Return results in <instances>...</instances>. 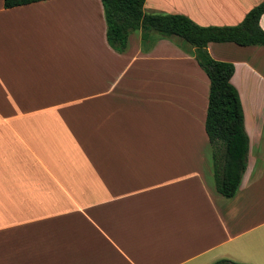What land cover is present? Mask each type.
I'll use <instances>...</instances> for the list:
<instances>
[{"label": "crops", "instance_id": "1", "mask_svg": "<svg viewBox=\"0 0 264 264\" xmlns=\"http://www.w3.org/2000/svg\"><path fill=\"white\" fill-rule=\"evenodd\" d=\"M92 1L82 15L98 1L93 39L82 30L72 41L57 6L82 0H0V264H264V89H243L264 85V50L224 59L207 45L235 66L249 138L227 199L215 189L209 80L193 49L135 31L117 53ZM263 1L146 0L144 12L235 26Z\"/></svg>", "mask_w": 264, "mask_h": 264}, {"label": "trees", "instance_id": "2", "mask_svg": "<svg viewBox=\"0 0 264 264\" xmlns=\"http://www.w3.org/2000/svg\"><path fill=\"white\" fill-rule=\"evenodd\" d=\"M46 0H3L5 9ZM106 23V41L117 53L128 49V37L140 31L142 41L153 34L181 41L193 49V57L209 80V95L204 123L211 152L215 189L227 199L233 198L247 168L249 138L244 128L242 103L231 79L235 66L214 60L209 43H231L237 47H263L264 30L259 22L264 14V1L253 7L235 26H200L182 14L144 12L146 0H100ZM213 264H242L219 260Z\"/></svg>", "mask_w": 264, "mask_h": 264}, {"label": "rangeland", "instance_id": "3", "mask_svg": "<svg viewBox=\"0 0 264 264\" xmlns=\"http://www.w3.org/2000/svg\"><path fill=\"white\" fill-rule=\"evenodd\" d=\"M85 1L87 2L90 0H82V2H74V4L75 3H78V4L84 3V4H81L82 5L81 7L85 8ZM87 3L89 4V2H87ZM72 5L73 4L69 2V3L63 4V5H58L57 7L59 8V10L64 11V10H66L64 8L69 9V8H71ZM89 5L91 6V8L89 9V12H92L93 1L90 2ZM99 6L100 5H99L98 1H96V12L93 15L87 14V13H85L84 15H78L76 13H73L74 15H66L64 13L66 11L63 12L64 15H63V13H61V15H63V17L66 16L63 18V22H64L63 25H64L65 30L68 33L67 37H69L73 41L78 37V34H79L78 32L84 30L85 31V41H92L91 39H93V37H91V34L93 32V23H91V17L94 15H98L99 12L101 14V9ZM78 7H80V4L78 5ZM81 19L84 20L82 22L83 26L79 27V24L74 22L73 20L79 21ZM156 35H158V34H156ZM181 42H183V41H181ZM183 44L188 46V44H186L185 42H183ZM215 45L219 46V47H217V51H218L217 53L221 54L224 57V59H241V58H245V57H250V55H253V52L255 50H259V49L264 50L263 47H258V46L257 47L241 48V47H237L234 44H215ZM243 89L245 91V94L247 91H248V93L250 92V93L254 94V93L260 92L259 90H263L264 85L257 80H251L249 82L248 81L245 82ZM251 98H253L251 96V94L246 95L247 102H250Z\"/></svg>", "mask_w": 264, "mask_h": 264}, {"label": "bare ground", "instance_id": "4", "mask_svg": "<svg viewBox=\"0 0 264 264\" xmlns=\"http://www.w3.org/2000/svg\"><path fill=\"white\" fill-rule=\"evenodd\" d=\"M87 2H89V4H90V2H92V0H90V1H87ZM86 1H85V8H82L81 6V4H84V3H79L80 4V7H78V3H72L73 5L71 6V8H69V9H67V8H64V9H66V10H64V11H66V12H64L66 15H74L73 13H76V14H78V15H82L83 14V10H87V9H90L91 8V6L87 3Z\"/></svg>", "mask_w": 264, "mask_h": 264}]
</instances>
